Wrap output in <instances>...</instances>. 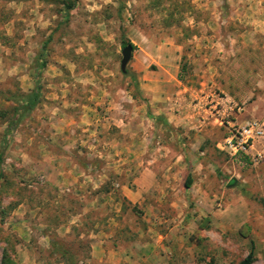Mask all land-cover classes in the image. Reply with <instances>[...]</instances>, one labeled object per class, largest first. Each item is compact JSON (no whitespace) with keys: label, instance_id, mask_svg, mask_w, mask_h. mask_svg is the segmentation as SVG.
<instances>
[{"label":"rangeland","instance_id":"obj_1","mask_svg":"<svg viewBox=\"0 0 264 264\" xmlns=\"http://www.w3.org/2000/svg\"><path fill=\"white\" fill-rule=\"evenodd\" d=\"M215 94L264 121V0H0V264H264Z\"/></svg>","mask_w":264,"mask_h":264},{"label":"built area","instance_id":"obj_2","mask_svg":"<svg viewBox=\"0 0 264 264\" xmlns=\"http://www.w3.org/2000/svg\"><path fill=\"white\" fill-rule=\"evenodd\" d=\"M209 109H215L219 125L227 128L223 138L216 147L230 156L248 155L255 140L264 135V121L249 120L242 125L235 124L230 117L233 112H240L242 107L238 106L232 98L219 94L209 95ZM262 153H257L256 157L261 159Z\"/></svg>","mask_w":264,"mask_h":264},{"label":"trees","instance_id":"obj_3","mask_svg":"<svg viewBox=\"0 0 264 264\" xmlns=\"http://www.w3.org/2000/svg\"><path fill=\"white\" fill-rule=\"evenodd\" d=\"M130 46L133 47L131 44H130ZM184 59H185V57L183 56L182 57V61ZM183 69H185L184 64H183V66H181V70L182 71H183ZM182 71L178 74V79L181 80V81L183 80ZM38 96H39L38 92H34V94L32 95L33 99H32V97H30V102L28 103L29 104L28 108H33L36 105L37 100H38ZM191 183H192L191 177L187 176V179H186V181L184 183L185 188H189ZM252 255H253L252 252H250L248 254L247 258L242 262V264H248L249 261L252 259Z\"/></svg>","mask_w":264,"mask_h":264},{"label":"water","instance_id":"obj_4","mask_svg":"<svg viewBox=\"0 0 264 264\" xmlns=\"http://www.w3.org/2000/svg\"><path fill=\"white\" fill-rule=\"evenodd\" d=\"M131 52H132V47L130 45H126L123 49H122V59L120 62V70L122 73L126 72V66L128 64V62L130 61L131 58Z\"/></svg>","mask_w":264,"mask_h":264},{"label":"crops","instance_id":"obj_5","mask_svg":"<svg viewBox=\"0 0 264 264\" xmlns=\"http://www.w3.org/2000/svg\"><path fill=\"white\" fill-rule=\"evenodd\" d=\"M176 69H178V66H176ZM177 72H178V70H177ZM179 74V73H178ZM176 75H177V73H176ZM177 78H178V76H177ZM179 80V79H178ZM179 81H181V80H179Z\"/></svg>","mask_w":264,"mask_h":264}]
</instances>
